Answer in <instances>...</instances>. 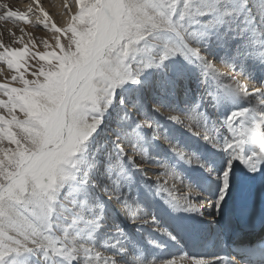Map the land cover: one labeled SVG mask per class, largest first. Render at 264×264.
<instances>
[{
    "label": "snow or ice",
    "instance_id": "1",
    "mask_svg": "<svg viewBox=\"0 0 264 264\" xmlns=\"http://www.w3.org/2000/svg\"><path fill=\"white\" fill-rule=\"evenodd\" d=\"M250 2L75 0L65 25L51 24L55 44L44 42L51 50L33 52L35 42L23 36L22 47L0 43V62L21 85L0 83L7 97L0 100V264H33V257L34 264H174L150 259L109 223L110 205H120L132 224L176 241L155 211L140 214L157 197L176 228L188 227L180 214L201 217L214 243L233 242L227 255L187 264H264V212L257 234L245 211V178L234 168L238 160L255 176L264 163V83L244 75L249 67L264 72V7L254 12ZM37 7L48 28L49 13L39 0ZM0 9V20L31 23L26 13ZM29 58L44 62L33 79L25 77ZM241 99L249 107L221 119ZM203 145L225 154L222 165L202 162ZM181 162L204 169L207 176L193 179L211 182L207 195L186 181ZM236 200L240 207L228 210Z\"/></svg>",
    "mask_w": 264,
    "mask_h": 264
},
{
    "label": "bare ground",
    "instance_id": "2",
    "mask_svg": "<svg viewBox=\"0 0 264 264\" xmlns=\"http://www.w3.org/2000/svg\"><path fill=\"white\" fill-rule=\"evenodd\" d=\"M5 1L7 3V0H5ZM17 1L18 2L14 5L15 7L12 6V8H14L13 10H16V11H19L22 13H26V14L28 13V11H29L28 8H29V6H31V3L36 4V7H37V0H17ZM47 1H49L50 4L47 6H43L40 4V0H39V6L43 7L45 11H48L49 10L48 7L50 6L51 10H49V11H51V13H53V15L51 14V16L53 18H55L56 20L58 19L60 21L59 24L65 25V22L69 18L70 13H74V11L76 10L75 0H47ZM65 5H67V7H65ZM0 14H2V13H0ZM31 23H33V22H31ZM39 23L37 22L36 25L39 26ZM9 26H10V24H9ZM27 26H29V28L24 27L23 28L24 31L23 32L20 31L22 36L32 37V38L37 36L38 40H40V42L47 41L50 45H54V43H55L54 38H51V37L43 38V37L35 34L34 23L32 25L28 24ZM19 29H21V28L17 29L18 32H19ZM25 33L27 35H25ZM30 33H31V35H30ZM3 36H4L3 33H1L0 34L1 41H3V39H5V38H3ZM14 37L15 36L8 37V38L6 37V43H10V42L14 43L15 42V41L13 42ZM63 38H64V40L62 39V42L66 44V39H65V37H63ZM261 74H263L262 76H264V72H261L259 70H253L251 72L250 67L244 73L245 76H248L249 79H251V82L253 80L252 78L255 77V80H256V82H258V85H259V81H257V79H259V78H257V76H255V75L261 76ZM262 98H264V97H262ZM247 107H249V102L241 99L237 103L230 105L229 107L225 108L224 111L222 112L221 119H223L224 115L230 114L229 112L233 108H247ZM223 131H225V130H222V132ZM226 134L230 135L228 133H226ZM197 142H199V140H197L196 143ZM202 148H203V150H202L203 152L201 151L202 162H205L206 164H208L212 167H217V168L220 165H222L224 159L226 158L225 154L223 152H220L217 149L210 148V146H208V145H203ZM252 150H253L252 148H248L247 151L251 152ZM205 155H207V156L205 157ZM173 159H174V157H173ZM260 167H261V173H258L255 176L248 175V177H244L243 172L247 171L246 168L238 160L234 162V168H235L238 175L245 178L244 182H247L249 178L253 179V177H254L256 180H258L260 177H264V163H262L260 165ZM179 170L183 173L186 181L192 187H194L198 192H201L205 195H207L210 192V189L212 187L210 181H208V182H197L196 180L193 179L194 177H205V176H207V173L204 171V169L199 168L196 165L188 166V165L183 164L181 162L179 165ZM256 180L253 179L252 182L254 183V182H256ZM244 184H245V194H246L244 203L250 201L255 196L259 199V197H260L259 193L254 192V188L249 185L250 183H244ZM252 185H254V184H252ZM141 196L143 198V192H141ZM159 203H160L159 197L156 198L155 203L148 201L146 203V205H141L142 212H144L143 210L148 211V212L155 211L157 218L161 221V226H167L169 228V231H171L173 233V235L176 236V238H177L176 241L169 240L167 237L162 236L161 234L154 231V229H152V227L149 226L148 224H140L139 221H137V223H136L138 226H135L136 224H132L128 219L125 218L122 222L121 227L125 230V232L130 237L132 235L131 238L138 243L141 250L150 259L153 257H156V258L161 259V260H173L174 264H187V260L190 259L191 257L186 256L185 253H183L182 250L180 249L181 245L178 243V239H179L181 233H183L189 229V232L194 234L196 237V240L199 242L200 249L205 248L206 244L209 241H210V243H212V240L210 238H208V232H209L208 226L203 221V218H201V217L186 216L184 214H180L179 223L185 224L188 227L176 228L175 227V223H176L175 221L170 220L169 218L163 216L160 213ZM234 204H235V202H230L228 205V210H232L234 207ZM110 206H112V208H111L112 210H110V213L113 216L114 215L113 213L115 211H117V207H116L117 205L113 204ZM120 211H121V207H120ZM148 219L149 220L151 219L150 215H149ZM136 229H137V231H136ZM142 238H145L146 240H141ZM149 239L156 240L158 243L163 245V247L162 248H156V247L150 245L148 243ZM227 240H228V238L225 236L223 238V242L220 243L221 246L227 245ZM221 246L212 245V247L209 248V250H211V259H215V257L212 255L213 252L216 253V252H220L222 250L220 248ZM195 256H197V255L195 254ZM198 256L203 257L205 259H210L208 257V255H206L205 253L204 254L198 253Z\"/></svg>",
    "mask_w": 264,
    "mask_h": 264
},
{
    "label": "rangeland",
    "instance_id": "3",
    "mask_svg": "<svg viewBox=\"0 0 264 264\" xmlns=\"http://www.w3.org/2000/svg\"><path fill=\"white\" fill-rule=\"evenodd\" d=\"M18 1L17 0H7V3H6V1L5 0H0V4H4V5H6L8 8H11L12 10L14 9V8H12V6L13 7H15L14 5L17 3ZM235 2L237 3V4H239V3H241L242 2V0H235ZM11 3V4H10ZM8 4V5H7ZM40 4L41 5H43V6H47V5H49L50 4V2L49 1H47V0H40ZM34 6V7H33ZM249 7H253L254 8V12L255 11H257L259 8H261V7H264V0H251V2L249 3V5H248ZM48 9L49 10H51V7L49 6L48 7ZM3 10H5V9H0V13H3ZM28 10H29V8H28ZM47 11L48 13H49V15H50V17H51V20H50V22H49V27L48 28H44L43 27V24H41V23H39V21L40 20H42L43 19V17H42V14L40 13V11H39V8H37L36 7V4H34V3H31V11L29 12L28 11V13H27V15H28V17H29V20L31 21V22H33L34 23V26L36 25V23L38 22L39 23V26H35L34 28H35V30H34V32H35V34L36 35H39V36H41V37H43V38H45V37H51V38H54V40H55V36L57 35L56 33H54L53 31H52V29H51V24L54 22V23H56L57 24V26L58 27H62V26H64V24H59L60 23V21L57 19H55V18H53L52 16H51V14L53 15V13H51V11ZM66 10V9H65ZM244 13L243 12H241V14H240V16L237 18V23H239V22H241V21H243L244 20ZM240 18V19H239ZM53 21V22H52ZM33 23H29V24H33ZM9 24H10V26H9ZM28 24H25V23H23L22 21H13V20H0V34L1 33H3V38H5V39H3V41H1V38H0V43H2V44H4V45H6V46H8V47H22V44H20V43H18V40H19V38L22 36V34H21V29H23L24 27H27V28H29V26H27ZM256 25H257V27H259L260 25H259V17L257 16V18H256ZM21 26V27H20ZM18 28H21V29H19V32H18ZM15 29V30H14ZM13 30V31H12ZM17 30V31H16ZM15 31V32H14ZM16 33V34H15ZM18 35V36H17ZM30 35H31V33H30ZM13 36H15L14 37V39H13V42L14 43H12V42H10V43H6V37L8 38V37H13ZM24 37V40L27 42L28 40H32V41H34L35 42V44H36V47L35 48H33L32 49V51L33 52H44L45 50H51V49H45V47H44V42H40V40H38V37L36 36V37H25V36H23ZM62 39L64 40V38L63 37H61V42H62ZM65 42V41H64ZM63 43V42H62ZM55 44V43H54ZM0 50H2V49H0ZM28 63H29V65H31L30 67H28V70L25 72V77L27 78V79H33L34 77L31 75V73L32 72H36V71H38L39 70V68H40V65L42 64V63H44L43 61H38V60H35V59H32V58H30L29 59V61H28ZM221 70H223V71H227V69H225V68H222ZM22 71H24V69H22ZM250 71L252 72L253 70L250 68ZM0 83H7V84H9L10 86H13V87H20L21 85H20V83H19V80L17 79L16 81H13L11 78H12V76L13 75H19L18 73H15L13 70H10V69H8L7 68V65L6 64H4L3 62H0ZM263 74H261V76H259V75H255V76H257V78H259V79H257V81H259V85L260 84H262V83H264V76H262ZM253 77V76H252ZM262 79H261V78ZM253 80H252V83L253 84H256V85H258V82H256V80H255V77H253L252 78ZM261 80V81H260ZM263 80V81H262ZM250 81H251V79H250ZM7 99V97H5V96H3V95H0V100H6ZM0 113H4L5 115H6V110L5 109H2V108H0ZM18 116H21V114L17 111V113H16ZM22 118V117H21ZM158 119H160L161 121H163V117H158ZM197 144L199 145L200 144V141L199 142H197ZM211 148V147H210ZM213 149H215V148H213ZM202 150H203V148H202ZM201 150V151H202ZM203 152V151H202ZM153 154H157V153H153ZM159 154H166V148L162 151V152H160ZM167 155H170V154H167ZM145 171H150L149 169H145ZM136 177H137V180L138 181H143L144 180V178H143V176H142V174L139 172V170L138 171H136ZM149 176H150V178L152 179V180H155L156 179V177L154 176V175H152V173L151 172H149V174H148ZM151 183V182H150ZM141 192H143V190L141 189ZM106 199V198H105ZM259 200H262L260 197H259ZM150 202H152L151 200H149ZM114 205H116V204H114ZM143 205V204H142ZM117 207V211H115L113 214V216L112 215H110V217H109V223H111V222H113V221H115L116 223H119L120 225H122V222H123V220L125 219V217L124 216H122L121 215V211H120V205H117L116 206ZM112 208V206H110V209H109V211L110 210H112L111 209ZM144 212H148V211H145V210H143ZM144 212H142V208H141V212H140V214L142 215ZM121 221V222H120ZM135 226H138L137 224L135 225ZM109 227H111V225H109ZM136 231H137V229H136ZM131 237H132V235H131ZM141 240H146L145 238H142ZM103 243V241H100V239H98L97 241H96V246L97 247H101V244ZM101 250H105V251H108V252H114V251H116V249H114V248H107V249H103V248H101ZM32 259V261H33V264H34V262H35V258L33 257V258H31Z\"/></svg>",
    "mask_w": 264,
    "mask_h": 264
}]
</instances>
